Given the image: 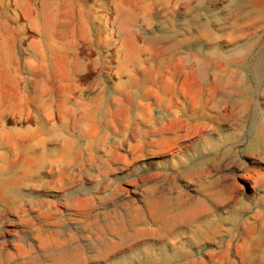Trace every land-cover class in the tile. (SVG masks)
I'll return each mask as SVG.
<instances>
[{
  "label": "rangeland",
  "instance_id": "rangeland-1",
  "mask_svg": "<svg viewBox=\"0 0 264 264\" xmlns=\"http://www.w3.org/2000/svg\"><path fill=\"white\" fill-rule=\"evenodd\" d=\"M7 1L54 48L0 79V264H264V0Z\"/></svg>",
  "mask_w": 264,
  "mask_h": 264
},
{
  "label": "crops",
  "instance_id": "crops-1",
  "mask_svg": "<svg viewBox=\"0 0 264 264\" xmlns=\"http://www.w3.org/2000/svg\"><path fill=\"white\" fill-rule=\"evenodd\" d=\"M12 8H14V15L10 13ZM35 12L32 5L24 7L16 1L14 5L8 6L7 0H0V79L4 78L6 87L15 93L14 96L8 94L4 98H18L20 103L23 102V98L38 96L37 71L39 68L29 53L33 54L34 50L37 51L39 44L44 49L54 48L53 37H31L24 32L28 27L34 28L37 15L32 13ZM70 39L71 47L76 48V45L81 44L80 38L71 36ZM22 51L29 53L23 55ZM24 71L28 72L25 77L29 80V89H27Z\"/></svg>",
  "mask_w": 264,
  "mask_h": 264
}]
</instances>
